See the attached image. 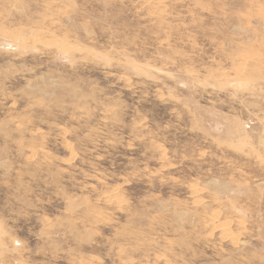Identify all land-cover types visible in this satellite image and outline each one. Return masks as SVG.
I'll return each instance as SVG.
<instances>
[{
  "label": "rangeland",
  "instance_id": "rangeland-1",
  "mask_svg": "<svg viewBox=\"0 0 264 264\" xmlns=\"http://www.w3.org/2000/svg\"><path fill=\"white\" fill-rule=\"evenodd\" d=\"M0 264H264V0H0Z\"/></svg>",
  "mask_w": 264,
  "mask_h": 264
}]
</instances>
